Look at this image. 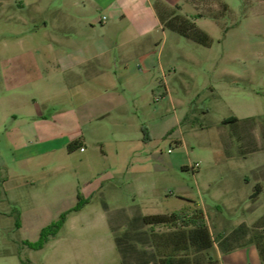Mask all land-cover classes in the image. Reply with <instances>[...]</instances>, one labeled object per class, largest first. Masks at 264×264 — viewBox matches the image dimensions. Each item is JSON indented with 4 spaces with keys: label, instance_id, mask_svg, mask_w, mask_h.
<instances>
[{
    "label": "rangeland",
    "instance_id": "obj_1",
    "mask_svg": "<svg viewBox=\"0 0 264 264\" xmlns=\"http://www.w3.org/2000/svg\"><path fill=\"white\" fill-rule=\"evenodd\" d=\"M62 1L0 0V264H125L157 252L136 216L174 209L179 196L195 201L186 212L203 209L216 239L257 219L248 229L264 241V0H185L183 11L174 9L210 44L173 33L153 91L139 80L121 92L125 124L107 126L85 152L9 134L23 126L10 112L48 102L46 90L59 89L29 60ZM170 11L162 7L164 17ZM230 116L239 120L224 123ZM78 179L91 181L88 197L42 195Z\"/></svg>",
    "mask_w": 264,
    "mask_h": 264
},
{
    "label": "crops",
    "instance_id": "obj_2",
    "mask_svg": "<svg viewBox=\"0 0 264 264\" xmlns=\"http://www.w3.org/2000/svg\"><path fill=\"white\" fill-rule=\"evenodd\" d=\"M185 3V0H63L58 17L52 22L44 20L41 39L36 40L37 52L29 60L32 64L36 62L41 77L48 83L56 82L59 89L46 90L48 102L27 107L26 111L10 112L17 124H23L19 131H9L10 136L29 137L35 133L49 143L64 145L78 140L79 146L73 149L85 152L94 136L103 139L107 126L119 129L125 124L126 102L122 93L137 89L139 80L146 81L143 89L153 91L156 70L164 65V50L175 40L173 33L181 35L165 26L162 7L183 11ZM61 95L65 96L63 101L58 100ZM73 172L76 179L78 174ZM90 183L87 179L83 183L79 179L74 184L58 183L52 185V192L46 186L42 195L88 197ZM33 196L38 199L36 193ZM189 199L179 196L180 203L174 209L137 215V227L143 238H152L145 215L177 210ZM106 214L107 210L101 217ZM254 222L243 220L237 225L249 228ZM242 236L245 240L232 249L222 250L215 245L219 264H264L251 231L248 229ZM125 264H159V257L156 251L146 256L138 252Z\"/></svg>",
    "mask_w": 264,
    "mask_h": 264
},
{
    "label": "trees",
    "instance_id": "obj_3",
    "mask_svg": "<svg viewBox=\"0 0 264 264\" xmlns=\"http://www.w3.org/2000/svg\"><path fill=\"white\" fill-rule=\"evenodd\" d=\"M162 18L166 27L200 44H210V35L187 16L176 14L171 10L168 17L163 16ZM238 120V117L230 116L224 120V123ZM77 146H79V141L75 140L68 144V149L72 150ZM260 191L259 185H256L252 197L256 198ZM189 200L190 203H195L193 199ZM82 205L83 203H79L77 208ZM144 221L150 226L164 224L172 228L167 233H157L153 229L151 231L152 240L157 248L159 264H219L220 259L214 253L216 241L219 242L222 250L232 249L244 241L237 239H241L248 230L245 224H240L232 230V233L226 235L220 233L216 239L209 228L202 208H194L191 214L183 207L170 213L148 214L144 216ZM49 229L50 227L44 228L43 235ZM255 240L264 258V241L258 238Z\"/></svg>",
    "mask_w": 264,
    "mask_h": 264
},
{
    "label": "built area",
    "instance_id": "obj_4",
    "mask_svg": "<svg viewBox=\"0 0 264 264\" xmlns=\"http://www.w3.org/2000/svg\"><path fill=\"white\" fill-rule=\"evenodd\" d=\"M105 18V17H104Z\"/></svg>",
    "mask_w": 264,
    "mask_h": 264
}]
</instances>
